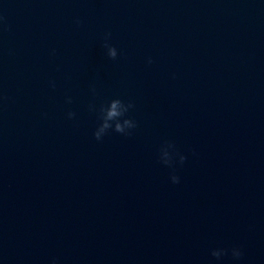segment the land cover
Returning a JSON list of instances; mask_svg holds the SVG:
<instances>
[{
	"label": "water",
	"instance_id": "water-1",
	"mask_svg": "<svg viewBox=\"0 0 264 264\" xmlns=\"http://www.w3.org/2000/svg\"><path fill=\"white\" fill-rule=\"evenodd\" d=\"M0 14V264H264V0ZM117 98L137 127L98 141ZM169 144L183 165L162 162Z\"/></svg>",
	"mask_w": 264,
	"mask_h": 264
},
{
	"label": "clouds",
	"instance_id": "clouds-1",
	"mask_svg": "<svg viewBox=\"0 0 264 264\" xmlns=\"http://www.w3.org/2000/svg\"><path fill=\"white\" fill-rule=\"evenodd\" d=\"M4 23H6V17L0 14V25H3ZM75 23L79 26L83 23V21L80 18H76ZM111 36V32H107L105 34L103 47L107 50V56L112 60H116L119 53L117 48L109 42L111 40ZM53 54H55V50H53ZM148 63H153V60L149 58ZM52 86L55 87V84L53 83ZM93 91H95V89H93ZM68 102L71 103V98L68 99ZM133 107V103H125L119 98L113 99L105 105H101L99 108V119L101 120V123L94 133L96 140H102L104 135H106L109 130H114L115 132L121 134H128V129L137 127V124L133 119L126 118V114ZM90 109L96 111L95 106H90ZM75 115V112L68 113L69 118H75ZM169 149H172V151ZM174 156H179V163L181 165H183L187 160V156L180 154L179 151L175 149L174 144H169L167 147L162 149L161 160L165 165L172 167L175 163ZM171 179L175 184L180 183V177L177 175H172ZM227 254V249H214L211 253V255L217 260H220ZM231 255L234 259L239 260L242 258L243 252L239 248H233L231 249Z\"/></svg>",
	"mask_w": 264,
	"mask_h": 264
}]
</instances>
